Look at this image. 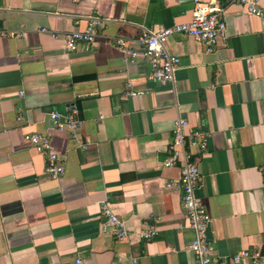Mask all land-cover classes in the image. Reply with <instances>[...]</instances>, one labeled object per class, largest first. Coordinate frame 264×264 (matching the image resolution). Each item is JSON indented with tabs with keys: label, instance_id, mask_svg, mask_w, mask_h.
<instances>
[{
	"label": "crops",
	"instance_id": "1",
	"mask_svg": "<svg viewBox=\"0 0 264 264\" xmlns=\"http://www.w3.org/2000/svg\"><path fill=\"white\" fill-rule=\"evenodd\" d=\"M202 1L224 7L225 41L207 52L171 36L178 68L161 85L141 58L124 62L114 40L141 51L142 28L187 22L191 0H0V264H130V256L194 264L178 164L162 165L178 117L206 135L202 153L185 149L199 157L195 194L211 219L214 264L264 251V0L262 17ZM91 15L106 19L94 42L66 52L63 35L84 30ZM127 85L143 94L124 97ZM73 110L76 139L49 119ZM46 132L64 166L57 179L28 142ZM103 202L124 221L126 240L101 231ZM150 225L155 236L141 240Z\"/></svg>",
	"mask_w": 264,
	"mask_h": 264
},
{
	"label": "built area",
	"instance_id": "2",
	"mask_svg": "<svg viewBox=\"0 0 264 264\" xmlns=\"http://www.w3.org/2000/svg\"><path fill=\"white\" fill-rule=\"evenodd\" d=\"M191 1L192 9L187 22L169 27H143L137 40L141 51L133 49L127 40L116 38L114 46L121 53L124 62L132 64L141 58L150 67L148 75L150 81L161 85L173 84L179 59L167 50V41L171 36L182 34L191 37L201 42L207 52L214 50L220 42L224 43L226 36L224 7L215 1ZM227 4H238L244 7L250 15L263 16V12L257 6V0H228ZM105 21L106 19L97 15L88 16L84 30H75L63 35L65 51L71 52L79 45L92 44ZM129 87L130 85L126 86L124 97H137L143 94V91L131 90ZM18 119L21 120L20 115ZM49 119L53 131H67L73 139L77 138L76 130L80 127L81 120L77 118L75 110L66 115L51 112ZM187 125L188 122L184 118L178 117L174 120L172 139L167 148L168 156L162 165L164 168H171L178 164L181 204L184 216L194 232V238L188 246L195 258L194 264H214L211 257L212 246L206 236L211 219L195 194L201 178L198 168L199 157L192 158L190 152L185 149L186 145L194 146L199 153H202L206 145V135L199 130L187 132ZM28 142L33 149L45 155L44 174L51 179L60 177L64 166L59 155L52 148L51 133L31 134L28 136ZM77 145L83 149L86 148V144L81 142H77ZM101 215V231L109 233L117 241H124L128 238L129 232L124 221L112 212L106 202L101 204ZM156 231L155 226L150 225L140 231L138 236L147 242L153 239ZM129 259L130 264H137L134 256H130ZM245 259L252 262H264V251L242 249L231 257L235 264Z\"/></svg>",
	"mask_w": 264,
	"mask_h": 264
}]
</instances>
